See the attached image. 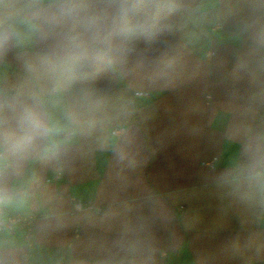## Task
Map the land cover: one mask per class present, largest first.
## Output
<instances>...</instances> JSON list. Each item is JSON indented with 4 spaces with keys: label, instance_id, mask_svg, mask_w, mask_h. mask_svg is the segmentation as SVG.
Listing matches in <instances>:
<instances>
[{
    "label": "clouds",
    "instance_id": "9594fccd",
    "mask_svg": "<svg viewBox=\"0 0 264 264\" xmlns=\"http://www.w3.org/2000/svg\"><path fill=\"white\" fill-rule=\"evenodd\" d=\"M169 97L227 146L200 189L241 227L221 252L264 264V0H0V264H168L198 224L145 177Z\"/></svg>",
    "mask_w": 264,
    "mask_h": 264
},
{
    "label": "crops",
    "instance_id": "0c3cea01",
    "mask_svg": "<svg viewBox=\"0 0 264 264\" xmlns=\"http://www.w3.org/2000/svg\"><path fill=\"white\" fill-rule=\"evenodd\" d=\"M163 103L175 111L168 112L162 107L151 124L156 152L145 169V177L161 192L174 194L171 204L178 212L187 211L198 218L196 229L181 233L183 247L171 256L168 264H187L190 257L203 250L221 253L219 264H239L221 252L231 237L242 232L239 223L234 218L222 223L217 202L200 191L207 165L218 154L227 155V146L210 145L187 136L182 126L184 117L175 99L169 97ZM92 182L85 176L74 181V185L81 194H86Z\"/></svg>",
    "mask_w": 264,
    "mask_h": 264
}]
</instances>
